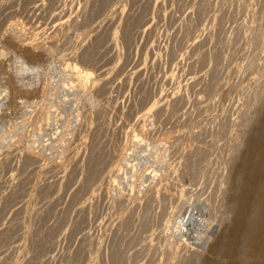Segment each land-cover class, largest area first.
Returning a JSON list of instances; mask_svg holds the SVG:
<instances>
[{
    "label": "rangeland",
    "instance_id": "374dc122",
    "mask_svg": "<svg viewBox=\"0 0 264 264\" xmlns=\"http://www.w3.org/2000/svg\"><path fill=\"white\" fill-rule=\"evenodd\" d=\"M263 125L264 0H0V264H222Z\"/></svg>",
    "mask_w": 264,
    "mask_h": 264
},
{
    "label": "bare ground",
    "instance_id": "6f19581e",
    "mask_svg": "<svg viewBox=\"0 0 264 264\" xmlns=\"http://www.w3.org/2000/svg\"><path fill=\"white\" fill-rule=\"evenodd\" d=\"M260 132L264 135V125ZM263 135L259 136L260 140L249 141L242 159L244 160L242 168L236 171L235 179H238V176L242 173L243 182L242 185L241 182L239 186L237 185V187H242L241 192L238 190L240 192L238 197L239 208L237 207L238 210L234 215L232 226L227 235L228 240L222 254V264H264ZM238 180L240 181V179ZM235 190L236 188H234ZM192 214L190 212L189 214L186 213L177 220L175 227L180 234L188 230L187 226L191 220L190 218L193 220Z\"/></svg>",
    "mask_w": 264,
    "mask_h": 264
}]
</instances>
